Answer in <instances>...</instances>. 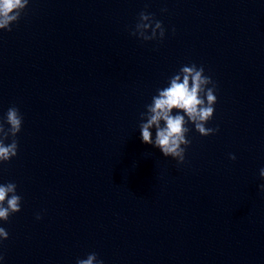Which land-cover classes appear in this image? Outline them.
Instances as JSON below:
<instances>
[{
	"label": "water",
	"instance_id": "obj_1",
	"mask_svg": "<svg viewBox=\"0 0 264 264\" xmlns=\"http://www.w3.org/2000/svg\"><path fill=\"white\" fill-rule=\"evenodd\" d=\"M141 11L162 41L131 35ZM192 63L219 131L189 124L178 163L142 142L140 113ZM11 106L0 184L22 199L0 264H264V0H29L0 29V118Z\"/></svg>",
	"mask_w": 264,
	"mask_h": 264
},
{
	"label": "clouds",
	"instance_id": "obj_2",
	"mask_svg": "<svg viewBox=\"0 0 264 264\" xmlns=\"http://www.w3.org/2000/svg\"><path fill=\"white\" fill-rule=\"evenodd\" d=\"M28 3L29 0H0V29L11 31V23L20 18ZM131 35L144 41H162L165 28L162 21L154 19L153 14L141 11ZM204 71L202 65L197 66L195 63L182 66L176 74L169 77L166 87L157 89L158 94L145 106L146 111L140 113L142 142L153 145L164 157H171L178 163L184 162L186 148L191 144V140L186 138L190 131L189 124L194 125L202 136L219 131L218 125L214 128L206 127L207 122L213 118L217 96L215 83ZM22 123L23 116L15 106L9 107L0 118V162L10 161L17 155L16 136L21 131ZM5 124L9 127L6 128ZM152 129H155L154 137ZM10 137L11 142L6 144L5 141ZM230 158L236 159L234 154H230ZM260 176L264 178V168L260 169ZM259 187L264 190V184ZM16 188L14 182L0 184V220L7 221L10 215L21 210L22 197L16 193ZM40 218L37 214V219ZM8 236L6 229L0 227V238L7 239ZM2 259L3 256L0 255V260ZM76 264H103V261L98 260L97 254L92 252L86 259H77Z\"/></svg>",
	"mask_w": 264,
	"mask_h": 264
}]
</instances>
